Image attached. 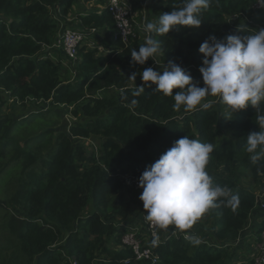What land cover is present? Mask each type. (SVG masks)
Segmentation results:
<instances>
[{
	"label": "trees",
	"instance_id": "1",
	"mask_svg": "<svg viewBox=\"0 0 264 264\" xmlns=\"http://www.w3.org/2000/svg\"><path fill=\"white\" fill-rule=\"evenodd\" d=\"M79 2L0 0V177L14 166L20 173L11 194L0 200L6 231L19 243L9 264L21 257L25 264H151L137 262L122 245L124 233L147 214L144 209L138 221L133 219L135 189L128 179H139L185 135L214 146L206 171L214 185L238 195L239 204L233 209L217 201L209 209L216 226L209 234L190 233L201 239L199 245L174 226L153 246L158 264H235L237 241L257 206V196L241 188L236 175L243 168L255 181L264 178V159L254 164L246 151L249 133L259 131L256 110L248 106L232 114L218 97H207L216 101L212 107L185 111L154 84L139 96L133 92L143 84L139 72L156 59L162 65L174 61L203 87L200 44L209 35L253 34L264 28V10H254L258 0H212L199 14V28L150 33L161 41V52L139 65L131 63L130 53L145 36L138 31L124 43L116 38L106 7L82 15ZM181 4L157 0L152 17ZM68 30L87 38L74 61L56 47ZM133 73L135 81L129 79ZM41 103L75 104L73 114L82 119L69 133L55 135L41 127L32 130L31 117L43 113L16 118L7 112L11 106ZM93 138L99 139L97 152L86 147ZM246 263L254 264L253 257Z\"/></svg>",
	"mask_w": 264,
	"mask_h": 264
},
{
	"label": "clouds",
	"instance_id": "2",
	"mask_svg": "<svg viewBox=\"0 0 264 264\" xmlns=\"http://www.w3.org/2000/svg\"><path fill=\"white\" fill-rule=\"evenodd\" d=\"M211 2L182 0L181 6L161 13L154 22H146L145 31L163 35L181 27L199 28V14ZM256 4L264 8V0H258ZM198 51L203 57L199 68L203 87L194 82L184 68L170 60L162 71L147 67L139 72L143 84L136 85L133 95L139 96L145 87L154 84L155 91L173 96L174 107L183 106L185 111L212 107L216 101L207 100V97H218L232 114L252 106L257 113L259 131L249 133L246 151L251 154V161L257 163L264 159V110L261 109L264 104V28L253 34H233L224 39L209 35ZM160 52L161 41L149 35L138 50H131V63L144 65L149 59L155 61L154 57ZM136 77L137 73H133L129 79L135 81ZM213 149L211 143L185 135L145 168L138 186L143 189L139 199L148 221L161 226L174 225L185 231L192 228L206 211L217 206V201L226 202L233 209L239 204L238 195H233L227 187L214 185L206 171ZM187 238L193 245L201 243L198 236Z\"/></svg>",
	"mask_w": 264,
	"mask_h": 264
},
{
	"label": "rangeland",
	"instance_id": "3",
	"mask_svg": "<svg viewBox=\"0 0 264 264\" xmlns=\"http://www.w3.org/2000/svg\"><path fill=\"white\" fill-rule=\"evenodd\" d=\"M146 4H149V0H145ZM156 59V63L152 67L154 70L162 71L163 67ZM150 83V82H149ZM11 109L7 112H11L13 116L16 118L18 117H25L30 115L33 112L43 113L41 116H33L31 117L32 121V130L36 128H40V130H51L53 133L58 134L61 132L69 133L72 126L76 124L81 118L76 117L73 114V111L77 109V106H58L53 105L51 103H41L38 106H33L32 104L27 105H16V107L11 106ZM34 133H30L32 135ZM86 147L89 151H98L99 150V139L93 138L89 139L86 143ZM20 175L19 167H12L8 169V171L0 177V200L5 199L11 194L13 191L12 180L18 178ZM235 180L237 181L238 185L254 193L256 196L263 194L264 192V178L255 181L250 173L249 170L241 168L238 170ZM139 194L135 191L134 192V199L131 201L132 203V215L133 219L138 221L140 214H142L145 210L143 208V203L139 199ZM0 214V264H9L13 260V255H16L19 243L13 238L9 233H7L5 221L2 219L3 217ZM217 218L213 212L210 210L206 211L197 221L194 223L192 228L189 231H182L190 233H198L203 232L204 234H209L212 229L216 226ZM174 225L168 226H161L160 232L161 237L160 239L166 236L167 232L173 230ZM181 231V230H179ZM256 242L249 239L247 240L246 246H240L239 251H237L236 262L235 264H247V259L251 258L252 252L255 250ZM253 245V248H252ZM13 264H25L24 257L18 259V262H13Z\"/></svg>",
	"mask_w": 264,
	"mask_h": 264
},
{
	"label": "built area",
	"instance_id": "4",
	"mask_svg": "<svg viewBox=\"0 0 264 264\" xmlns=\"http://www.w3.org/2000/svg\"><path fill=\"white\" fill-rule=\"evenodd\" d=\"M132 1L133 0H109L106 6L108 12L115 20V26L117 29L116 38L121 39L124 43H128L129 40L135 38L138 31L141 35L145 36V39L150 35L145 29H142L143 27H138L135 21ZM254 10L260 12L264 10V8H261L257 4L254 7ZM233 20H236V17H234ZM91 32L92 34L96 33L95 30H92ZM86 39V34L83 32L78 30H68L62 35V38L56 47L63 49L68 60L74 61L77 59L79 46L82 45ZM138 180L139 179L137 178L131 177L128 179V184L133 185L135 191L140 195L143 189L138 186ZM257 208L264 210V202L261 199L259 200L258 197L256 209ZM160 228L161 225L148 221L146 219V214H143L141 223L129 228L124 233L122 237V245L133 252L137 262L145 261L150 262L151 264H158L160 258L158 254L155 253L153 246L158 244L161 240ZM186 231H189V229ZM189 235L188 232L184 233L186 238ZM257 237L253 256L254 264H264V223H262V226L257 233ZM239 241L240 239L237 241V246Z\"/></svg>",
	"mask_w": 264,
	"mask_h": 264
},
{
	"label": "crops",
	"instance_id": "5",
	"mask_svg": "<svg viewBox=\"0 0 264 264\" xmlns=\"http://www.w3.org/2000/svg\"><path fill=\"white\" fill-rule=\"evenodd\" d=\"M157 0H149V4L145 3V0H133V8L135 14V21L138 27H143L146 22H154L156 19L152 17V5L156 3ZM109 0H80L77 8V11L82 15H87L90 11H100L105 9ZM259 200L261 199L264 202V192L257 196ZM262 223H264V210L257 208L252 217L250 218L248 227L242 233L238 246H246L247 240L251 239L257 241V233L260 230ZM255 246V244H254ZM253 248V245H252ZM253 257V252L251 253Z\"/></svg>",
	"mask_w": 264,
	"mask_h": 264
}]
</instances>
